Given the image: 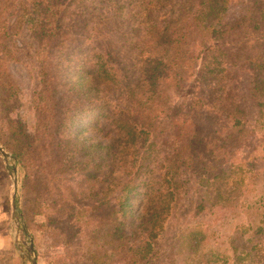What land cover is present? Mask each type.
I'll use <instances>...</instances> for the list:
<instances>
[{
	"label": "trees",
	"instance_id": "obj_1",
	"mask_svg": "<svg viewBox=\"0 0 264 264\" xmlns=\"http://www.w3.org/2000/svg\"><path fill=\"white\" fill-rule=\"evenodd\" d=\"M0 143L53 264H264V0H0Z\"/></svg>",
	"mask_w": 264,
	"mask_h": 264
},
{
	"label": "rangeland",
	"instance_id": "obj_2",
	"mask_svg": "<svg viewBox=\"0 0 264 264\" xmlns=\"http://www.w3.org/2000/svg\"><path fill=\"white\" fill-rule=\"evenodd\" d=\"M84 118V124L89 121H95L92 114ZM99 134L109 142L114 133L109 131L108 125L102 122ZM109 132V133H108ZM17 166V173L14 172L13 166ZM15 174L21 179V171L14 159L7 163L0 153V264H53L52 260L46 259L50 241L44 234L38 231H30L26 227L24 218L18 210L13 214L12 194L14 191ZM20 223V229H18ZM26 227L30 236L26 235L23 230ZM17 238V239H16ZM34 243V250L31 249V240Z\"/></svg>",
	"mask_w": 264,
	"mask_h": 264
},
{
	"label": "water",
	"instance_id": "obj_3",
	"mask_svg": "<svg viewBox=\"0 0 264 264\" xmlns=\"http://www.w3.org/2000/svg\"><path fill=\"white\" fill-rule=\"evenodd\" d=\"M0 153L3 155V157L7 163L9 162L10 159H14L12 154L9 151H7L1 143H0ZM13 170L15 173H17V166L16 165L13 166ZM18 187H19V179H18L17 174H15L14 191L12 194L13 214H16V212L18 210L17 203H16ZM18 229H20V223H18ZM23 230L26 233V235L30 236V233L26 227H23ZM30 240H31V243H30L31 249L34 250L35 249L34 243L32 242V239H30ZM33 264H37V261L35 259L33 260Z\"/></svg>",
	"mask_w": 264,
	"mask_h": 264
}]
</instances>
